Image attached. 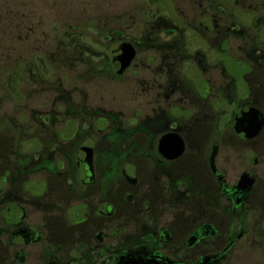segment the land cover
Here are the masks:
<instances>
[{
	"label": "flooded vegetation",
	"instance_id": "obj_1",
	"mask_svg": "<svg viewBox=\"0 0 264 264\" xmlns=\"http://www.w3.org/2000/svg\"><path fill=\"white\" fill-rule=\"evenodd\" d=\"M202 1L194 23L154 14L148 21L165 23L145 25L143 41L118 43L112 31L107 55L72 30L91 55L60 47L68 53L20 62L4 78L6 97L28 83L57 103L0 139V264H264V0ZM160 33L174 40L156 44L162 105L149 116L88 115L61 82L47 85L63 64L83 65L82 80H118ZM122 43L135 55L118 75Z\"/></svg>",
	"mask_w": 264,
	"mask_h": 264
},
{
	"label": "rangeland",
	"instance_id": "obj_2",
	"mask_svg": "<svg viewBox=\"0 0 264 264\" xmlns=\"http://www.w3.org/2000/svg\"><path fill=\"white\" fill-rule=\"evenodd\" d=\"M151 1L159 11L171 14L174 11L192 23L197 22L204 7L202 0H0L1 141L12 135L10 125L19 126L20 121L30 119L34 112L48 113L56 109L53 107L57 103L55 94L49 91L38 94L35 86L28 83L17 89L20 98L5 96L3 80L20 62L29 63L36 56H60L62 52L67 54L63 40L72 30L97 45L105 46L102 53L105 48L106 55L114 48L112 31L122 33L118 43L143 41L147 35L145 25L165 23L147 20ZM226 8L230 9L231 6ZM103 35H107L108 40ZM169 40H174V37L171 36ZM169 40L160 33L154 43H150L155 48L141 43L133 66L118 80L99 74L82 80L83 65L74 64L69 69L70 64H63L62 67H54L57 70L47 81V85L55 81L61 82V87L71 93L73 104H80L82 99L85 100L84 108L88 115L103 114L117 121H125L136 115H141L142 118L149 116L155 108L162 105L157 95V88L162 87L163 83L158 77V74L161 75L158 56L165 53L156 44L163 45ZM80 57L88 60L92 67L96 65L95 69L100 68V59L90 58L85 54ZM153 58L156 62H153ZM46 66L47 64L45 68ZM205 79L210 82L211 75L208 74ZM16 82L17 79L14 80ZM188 98L187 94L186 99ZM171 114L174 115L175 111H171ZM243 150V147L239 149L240 152ZM259 160L264 164L263 156ZM231 161L237 166L234 175H238L241 171L238 165L242 160L233 156Z\"/></svg>",
	"mask_w": 264,
	"mask_h": 264
},
{
	"label": "water",
	"instance_id": "obj_3",
	"mask_svg": "<svg viewBox=\"0 0 264 264\" xmlns=\"http://www.w3.org/2000/svg\"><path fill=\"white\" fill-rule=\"evenodd\" d=\"M118 51L120 52V54L115 58V61H117L120 66L119 70L117 71V74L121 75L130 66L131 62L134 59L135 52H134L133 47L128 43H122L118 47ZM259 127L260 125L258 123L255 124L254 126H251L250 127L251 134H256L257 131L259 130ZM168 138H169L168 136H165L160 140L159 149H163V145ZM249 185L250 184L248 183L246 178L243 177L241 181L238 183V188L242 191H247L249 188Z\"/></svg>",
	"mask_w": 264,
	"mask_h": 264
},
{
	"label": "trees",
	"instance_id": "obj_4",
	"mask_svg": "<svg viewBox=\"0 0 264 264\" xmlns=\"http://www.w3.org/2000/svg\"><path fill=\"white\" fill-rule=\"evenodd\" d=\"M151 3V6L148 10V13H147V20H151L152 16L154 14H159V13H162L161 11H159L158 8H156L155 6V3L152 4V1L150 2ZM163 12H166V11H163ZM66 39V46L65 47H69L70 49L71 48H74V49H78L80 51H85L87 54L91 55L92 53H90V51H88V49H86L85 45H82L78 40H73L74 42L72 43V38H70V36H66L65 37ZM68 48V49H69ZM107 71H109V68H107Z\"/></svg>",
	"mask_w": 264,
	"mask_h": 264
}]
</instances>
